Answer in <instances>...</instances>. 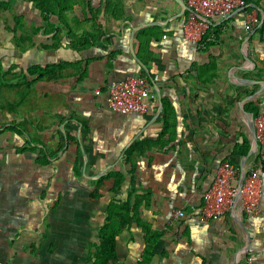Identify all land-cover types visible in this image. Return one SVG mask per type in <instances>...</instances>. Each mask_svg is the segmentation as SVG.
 Here are the masks:
<instances>
[{"label": "crops", "instance_id": "obj_1", "mask_svg": "<svg viewBox=\"0 0 264 264\" xmlns=\"http://www.w3.org/2000/svg\"><path fill=\"white\" fill-rule=\"evenodd\" d=\"M125 4L124 17L117 19L106 14L105 0H92L96 24L86 19L88 10L75 8L69 22L77 35L61 32V45L50 49L42 45L58 42L56 30L49 31L41 16L26 17L27 23L35 21L39 26L40 41L18 48L19 65L8 78L18 75L21 85V76L33 65H67L61 78L33 86L32 91L38 88L44 98L42 105L27 99L30 90L22 89L15 111L0 110L5 114L27 110L19 114L17 124L0 127V261L94 264L109 202L126 201L134 186L150 192L138 207L141 220H134L117 236V260L139 264L146 231H157L162 236L147 264H250L249 260L264 264V164L252 156L246 161V166L260 168L263 181L257 217L230 211L204 220L198 212L218 166L225 160L241 166L244 156L236 158L234 151L243 134L250 140L252 112L246 104L254 103L264 112V93L247 99L262 85L240 83L264 80V32L257 31L264 23V0L257 6L262 22L254 30L244 26V9H235L226 18L212 20L201 48L183 36L188 13L180 15L177 0H125ZM76 14L83 15L84 27L73 20ZM51 23L57 27L55 16ZM86 32L96 33L94 44L76 48L77 37L87 36ZM245 52L252 62L245 59ZM241 65L249 68L241 69ZM11 66L4 70L10 71ZM144 73L155 92L148 113L110 109L109 83ZM164 100L170 121L169 130L160 137ZM14 125L18 130L10 128ZM144 139L153 140V145L145 155L135 156L134 181L127 174L121 193L112 197L111 181L98 186L96 176L112 169L128 173L125 152ZM41 148L52 153L51 164L37 162ZM79 148L80 176L73 166ZM62 166L70 172L72 197H42L44 167L54 173ZM54 180L49 177L45 182ZM95 185L98 193L107 191L111 197H92ZM84 186L91 197H79ZM178 208L186 216L174 219L172 213ZM248 239L250 245L244 251Z\"/></svg>", "mask_w": 264, "mask_h": 264}, {"label": "trees", "instance_id": "obj_2", "mask_svg": "<svg viewBox=\"0 0 264 264\" xmlns=\"http://www.w3.org/2000/svg\"><path fill=\"white\" fill-rule=\"evenodd\" d=\"M38 9L41 11L42 18L44 19V22H46L49 26V31L56 30L55 39L58 40V42H55L54 44H45L42 45L43 49H50V48H56L61 45V41L59 40L61 32L67 30L71 37L75 35L74 29L72 25L69 22V12L73 11L76 6L84 9L85 11L88 10V12L92 13V17H88L86 13V19L89 20H97L98 14L95 13L92 0H32ZM139 2H144L145 0H138ZM186 1V0H185ZM260 0H247L248 4H259ZM11 0H0V13L3 10H7L10 5ZM105 7H106V14L110 15L113 18L121 19L124 17L125 12V0H105ZM249 9V8H247ZM100 11V10H99ZM188 11L186 12V14ZM56 17L57 19V27L55 26L56 23H51V18ZM39 27H36V29L32 30V33L30 34V40L26 37L25 33L22 35H19L18 38V46L23 45L28 46L25 42H32L31 39L36 34V32L39 30ZM11 31H13L14 34H17L18 28H10ZM257 31L264 32V23H262ZM38 33V32H37ZM85 34V33H84ZM83 33L81 37L78 40V42L74 43L75 47L78 49L87 48L94 44L96 33L95 32H86L85 36ZM77 35V34H76ZM90 35L93 40L89 38ZM85 37V38H84ZM207 38V37H206ZM205 38V40H206ZM87 41V42H86ZM79 43V44H78ZM30 45H33L32 43H29ZM81 45V46H80ZM21 47V46H19ZM21 47V48H24ZM67 65V63L62 62L59 64H46V65H33L31 68L28 69V74H23L21 76V81L26 84L27 89L30 90L32 86H34L38 82L42 81H52L54 79H58L62 77V71L64 67ZM209 66V64H206L205 67ZM5 70H3L2 65L0 64V89L2 87V83L16 81V83H12L13 85H18V79L20 78L18 75H14L13 78H8L7 74L9 71H6L7 74L4 73ZM147 78L149 76L144 73L141 74ZM28 76H31L32 78L29 79ZM3 79V82H2ZM25 92V93H26ZM19 99L11 102L8 105H0V110H10L15 111L16 107L19 104ZM21 102V101H20ZM164 113H163V122H164V130L160 137L163 135V133H166L169 130V110L167 106V101L164 100ZM247 111H250L254 113L255 116H258L261 112L260 107L255 105L254 103L246 104L245 106ZM10 128L18 130L16 126H11ZM2 132V129H0V133ZM28 143L31 144V142L28 140ZM153 140L151 139H144V140H138L131 146H129L125 152L126 158L125 162L130 165L128 173H124L119 169H112L106 174L101 175L97 180V185L101 186L106 181H111L112 185L110 187V192L113 194L114 197H117L122 189L125 181L128 179L127 174H130L131 181H134V172H135V156L137 155H145V152L152 148ZM45 147V146H44ZM251 147L250 140L246 135L243 134V141L241 143H238V145L235 148L234 155L236 158H240L242 156L247 155ZM29 149V148H28ZM31 149V148H30ZM39 156L37 158V162L43 165L51 164L52 162L49 160V156H51L52 153H46L45 148L40 149ZM232 161V160H230ZM258 161H260L262 164H264V159L258 156ZM233 162V161H232ZM81 163H82V152L81 148H79V151L77 152L75 161H74V172L76 175L80 176L82 175V169H81ZM148 192L144 189H138L136 187H132L128 192V199L126 201H117L112 199L107 207V216L103 223V225L100 228V244L97 246L95 255V262L94 264H107L110 260H117V251H116V240L117 236L120 235L123 231V229L131 224L134 220H137L138 222L141 220V218L138 216V207L141 204L142 200L146 197H148ZM98 194V190L96 189L92 196L96 197ZM132 197H137L136 200L133 202ZM133 212V214H131ZM146 248L144 252V256L142 261L139 264H147L151 256L153 255L154 247L156 243L158 242L159 238L162 236V232H151L146 231Z\"/></svg>", "mask_w": 264, "mask_h": 264}, {"label": "built area", "instance_id": "obj_3", "mask_svg": "<svg viewBox=\"0 0 264 264\" xmlns=\"http://www.w3.org/2000/svg\"><path fill=\"white\" fill-rule=\"evenodd\" d=\"M187 4L190 10L182 24L183 36L199 48L204 46L205 38L212 29V20L216 17L226 18L235 9H244L243 23L248 31L254 30L262 22L257 5L248 4L247 0H187ZM107 88L108 106L122 114L148 113L155 97L151 79L141 74L113 80ZM254 124L258 148L252 157L256 162L258 156L264 159V112L254 115ZM262 189L260 168L251 165L243 170L239 164L225 160L216 169L213 181L204 193L199 215L208 220L224 217L230 211H240L247 218L254 219L261 213ZM185 216L186 213L181 208L172 213L174 219ZM249 263L253 264V261L249 260ZM107 264L124 263L110 260Z\"/></svg>", "mask_w": 264, "mask_h": 264}, {"label": "rangeland", "instance_id": "obj_4", "mask_svg": "<svg viewBox=\"0 0 264 264\" xmlns=\"http://www.w3.org/2000/svg\"><path fill=\"white\" fill-rule=\"evenodd\" d=\"M98 2V0H96ZM76 6L75 8H77ZM74 11V10H73ZM69 12V17H71L72 12ZM89 12L87 11V14ZM39 17L41 15V11L38 9L36 4L32 0H11L10 5L7 10H3L0 13V64L2 65V68H7L8 65L11 63V74H13L14 69L18 67L19 65V46L24 47L23 45L18 46L17 39L19 35H22L25 33L26 37L28 40H30L32 30L36 29V22H31L27 23L26 17ZM83 15H75V20L78 22L80 26H83V20H82ZM92 17V15H91ZM72 20V21H73ZM215 20H219V17H216ZM92 23H95V20H92ZM96 24V23H95ZM18 28L17 34H14L13 31L10 30V28ZM81 30L83 28L81 27ZM40 29L37 31L39 33ZM33 36L31 39L32 42L26 41L25 43L27 45H30L29 43H32L34 46L36 44V41H40L39 36H37V33ZM82 32V31H80ZM82 34V33H81ZM15 35H17L15 37ZM12 36V37H11ZM5 74L6 71L4 72ZM12 76L9 73L7 74V77ZM23 79V78H21ZM3 82V79H2ZM14 81L6 83H2V87L0 89V105L8 104L10 100L14 101V99H18L20 96V91L22 89H27L26 84H24V81L21 85H13ZM10 85V86H9ZM33 88V86H32ZM32 88L30 89V93L27 94V99L30 97L33 99V102H36L37 105H42L41 103H44L43 96L40 95V91L38 88L32 91ZM5 92V93H4ZM16 113L13 114H5L3 111H0V127H4L5 123L11 122L14 124L18 123L19 119V114H23L24 111H27L26 109L20 110L17 109ZM44 142L43 140H41ZM43 175L42 178L44 180L43 186H42V197H72L71 192H73V187L68 184V180H70V172L68 170H65V166H62V168H59L57 171L54 173L44 167ZM55 178L56 180L51 181L50 183H46V179L48 178ZM96 187V185H95ZM105 188V187H103ZM88 186H84L80 190V196L79 197H91L88 196ZM97 189V187H96ZM93 197V196H92ZM97 197H111V193L109 194L107 191L106 192H101L97 194ZM114 197V196H112Z\"/></svg>", "mask_w": 264, "mask_h": 264}, {"label": "water", "instance_id": "obj_5", "mask_svg": "<svg viewBox=\"0 0 264 264\" xmlns=\"http://www.w3.org/2000/svg\"><path fill=\"white\" fill-rule=\"evenodd\" d=\"M177 1L182 6V12H181L180 15H183L185 13V11H189L190 10V8H189V6H188V4L186 3L185 0H177ZM244 56H245V59L247 61H251V62L253 61L252 58L248 55V53L245 52L244 53ZM248 66L249 65H241V66H239V68H241V69H248L249 68ZM240 83H245V84L246 83L247 84L248 83H254V84H260V85H262L261 88L259 89V91H257L253 95H250L247 99H249V98H251V97H253L255 95H261V94L264 93V80H258V79H242ZM247 99H244L242 101L243 104L247 101ZM243 110H244V112H246L245 109H244V106H243ZM250 116L251 117H250V121H249L248 125H249V130H250V143H251V147H250V150L247 153V155H245L243 157V159H242L241 167L243 168V170L246 167V161L248 160V158L251 157V156H253L256 153L257 148H258V141H257L255 124H254V113H251ZM103 173H105V172H103ZM103 173H101L98 176H96V178L97 177H100L101 175H103ZM240 186H241V184H240ZM241 224L245 228V225H244V223L242 221H241ZM249 245H250V240L248 239L247 248L244 251H247Z\"/></svg>", "mask_w": 264, "mask_h": 264}]
</instances>
